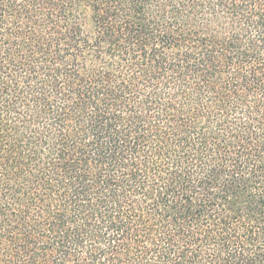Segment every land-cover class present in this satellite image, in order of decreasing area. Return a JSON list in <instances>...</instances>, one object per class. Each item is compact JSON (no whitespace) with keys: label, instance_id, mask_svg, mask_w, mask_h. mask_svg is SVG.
Listing matches in <instances>:
<instances>
[{"label":"trees","instance_id":"1","mask_svg":"<svg viewBox=\"0 0 264 264\" xmlns=\"http://www.w3.org/2000/svg\"><path fill=\"white\" fill-rule=\"evenodd\" d=\"M0 264H264V0H0Z\"/></svg>","mask_w":264,"mask_h":264}]
</instances>
